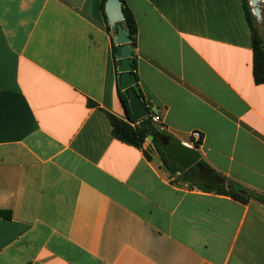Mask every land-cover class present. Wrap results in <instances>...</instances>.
Listing matches in <instances>:
<instances>
[{
	"label": "crops",
	"instance_id": "obj_1",
	"mask_svg": "<svg viewBox=\"0 0 264 264\" xmlns=\"http://www.w3.org/2000/svg\"><path fill=\"white\" fill-rule=\"evenodd\" d=\"M102 2L0 0V264H264L263 203L203 191L151 140L113 136L107 113L128 115ZM126 2L165 132L264 196V84L242 0Z\"/></svg>",
	"mask_w": 264,
	"mask_h": 264
},
{
	"label": "trees",
	"instance_id": "obj_2",
	"mask_svg": "<svg viewBox=\"0 0 264 264\" xmlns=\"http://www.w3.org/2000/svg\"><path fill=\"white\" fill-rule=\"evenodd\" d=\"M122 4V11L125 16L124 19V27L128 31L129 36L132 40V44L134 49L137 45V37H138V26L135 19V16L132 10L127 5L126 0H120ZM107 0H103L102 2V12L107 20V15L105 12V5ZM243 7L245 11V15L247 18L249 30L251 33V41H252V49H253V76L254 80L257 84H264V36H262L259 32V28L257 26V20L252 12V7L250 5L249 0H242ZM109 30L113 33H117L112 30L109 26ZM114 45V43H113ZM117 53V47H114V54ZM133 73L137 79V86L140 91V97L144 104L151 109V103L146 99L143 92L141 91L138 85V77L136 75V63L134 59V71ZM134 88H130V92H133ZM119 97L121 102L127 112V117H131V109L129 106V97L124 94L123 91L119 89ZM155 113L151 111L149 116L144 118L141 121L135 122L132 119L125 121L111 113H107V116L112 125V134L113 136L129 145L135 147H142L143 144L149 139V136H152V146L153 150L160 156L161 160L165 164L167 170L170 173L180 172V178L182 181L189 182L197 188L206 191V192H215L218 194H223L227 196H231L232 198L239 200L241 202H248L250 199L254 198L261 203L264 204V196L259 194L249 192L245 188H243L238 183L229 180L225 176L219 174L215 170H213L205 161L199 160L193 167L189 169H183L179 167L177 164L171 162L166 154L165 148L169 146V144L175 139L168 135L165 131L161 130L154 122H152V115ZM148 155V154H147ZM149 157V155H148ZM0 216H4L6 218H10L9 211H0Z\"/></svg>",
	"mask_w": 264,
	"mask_h": 264
},
{
	"label": "water",
	"instance_id": "obj_3",
	"mask_svg": "<svg viewBox=\"0 0 264 264\" xmlns=\"http://www.w3.org/2000/svg\"><path fill=\"white\" fill-rule=\"evenodd\" d=\"M249 1L257 22H260L263 18L262 3H264V0ZM105 10L112 30L117 32L115 43L117 44V57L119 59V88L129 97V106L131 109V117H127V120L132 119L138 122L149 116L151 111L156 112L158 109H149L140 97L137 79L133 73L135 49L128 31L124 27L125 16L122 11L121 1L107 0ZM130 88H134V91L129 92ZM152 138V136H149V140H152ZM164 151L171 162L183 169L191 168L201 159V154L197 149L189 147L177 140L172 141Z\"/></svg>",
	"mask_w": 264,
	"mask_h": 264
},
{
	"label": "built area",
	"instance_id": "obj_4",
	"mask_svg": "<svg viewBox=\"0 0 264 264\" xmlns=\"http://www.w3.org/2000/svg\"><path fill=\"white\" fill-rule=\"evenodd\" d=\"M152 122H154L161 130L165 131L164 127L162 126V117L160 114L155 113L154 115H152ZM191 137L196 143H200L203 138L202 133L199 131H193L191 133ZM177 175H180V173H177Z\"/></svg>",
	"mask_w": 264,
	"mask_h": 264
},
{
	"label": "rangeland",
	"instance_id": "obj_5",
	"mask_svg": "<svg viewBox=\"0 0 264 264\" xmlns=\"http://www.w3.org/2000/svg\"><path fill=\"white\" fill-rule=\"evenodd\" d=\"M262 20L260 22H257V26L259 28V32L262 36H264V3H262Z\"/></svg>",
	"mask_w": 264,
	"mask_h": 264
}]
</instances>
